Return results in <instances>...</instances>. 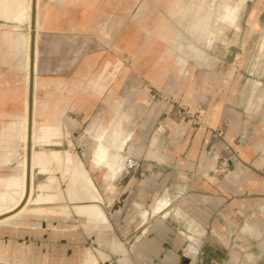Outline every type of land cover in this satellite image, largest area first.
Segmentation results:
<instances>
[{
    "label": "crops",
    "instance_id": "obj_1",
    "mask_svg": "<svg viewBox=\"0 0 264 264\" xmlns=\"http://www.w3.org/2000/svg\"><path fill=\"white\" fill-rule=\"evenodd\" d=\"M55 1L54 3L50 1L43 9L42 2L40 3L38 33L35 35L34 46V55L35 51L38 55L36 75L33 72V85L34 80L37 82L36 96L40 88H45V85L38 80V74L55 72L56 79L60 80L63 77L62 73L66 72L69 77L70 74L74 76L71 78L74 82L80 81L78 82L80 86L76 87V82L75 84L73 82L68 87L65 98L61 97L51 102L38 100L39 104L46 103L52 111V119L67 123L66 125L72 130V122H97L102 125L99 127L106 128L104 76L108 70L107 65L100 61L99 54L93 55L94 58L90 59L83 49L77 52L78 55H73L75 43L82 44L81 48L85 44L87 48L88 42V39L81 35H73V31L76 26L88 28L101 25V31L105 33L114 18L111 15L106 17L105 3L101 0ZM53 4H57L54 7L57 10L62 9L63 6L67 9L66 5H69L72 10L78 12L74 13L75 16L71 14L69 19L67 13L64 16L57 14L51 7ZM91 9H93L92 13H90ZM154 19L153 16L146 17L142 23L140 22L141 31L145 29L147 33L142 34L145 47L142 53L146 54L147 58L144 71L137 70V73L140 77L144 75V78L155 88L165 89L166 86L171 88L176 85L178 89L183 90L186 94L183 101L193 112L203 115L208 129L190 130L189 125L181 119L178 109L169 103L166 106L164 102L157 112L154 111L155 106L149 110L141 107L137 102L136 105H131L138 108L133 120L142 121L144 124L141 125L145 128L137 137L136 145H132L130 150L138 160L145 157L148 162L142 171L130 176H119L118 170H121L122 166L117 164L116 226L99 225L95 228L99 234L109 230L114 236L109 241L98 243V248H81L83 258L80 259L69 257L68 252L65 251L68 248H64V253L60 256L55 253L58 248L56 235L54 236L58 233L56 226H42L36 223L32 226L26 223L12 226L1 224L3 227L0 229V264H11V261L2 254L9 243L1 238L5 233L14 232L23 235L32 232L34 242L31 244L33 252L28 255L23 250L21 257L19 255L20 259L13 264H89V261L90 264H255L257 262L253 254L245 255V260L240 261V255L234 251L239 246L233 244V232L238 226L236 218L254 208L263 201L261 197H264V101L260 107H257L256 99L244 98V91L235 87L232 80L234 72L224 81L217 72L189 70L188 67L190 74L185 76V71H181L180 67L172 62L177 56L168 48L167 33L159 34L153 29L148 30L145 26ZM11 25L5 22L0 25V182L10 177L18 167L16 165L12 168L17 160L9 162L7 159L10 149L18 152L21 142L15 138L13 141L8 140L6 130L12 122L23 118L26 96V71L23 67L27 50L26 39L25 35L19 38L21 43L16 51L15 32L18 28L13 29ZM18 32L25 33L21 28ZM157 40L163 42L165 48L158 57L151 58L149 53ZM147 49L150 52L146 51ZM67 52L71 53L70 58H78L82 63H86V66L81 64L78 66L79 69L75 64H63L61 61L69 58ZM165 57H167L166 61ZM85 58L86 61L83 60ZM54 59L58 60V64L53 65ZM136 60L138 61L137 55ZM168 61L171 66H163ZM121 73H125L126 76L125 71ZM129 78L127 82L122 81L121 78L118 86L121 83L126 86L125 89H132L137 86L135 84L141 86L139 81L141 78ZM90 84H93L91 88H89ZM126 101L120 99L115 105L117 107L129 105ZM117 110L120 111L121 108ZM121 117V114L117 113V118L113 119L114 122L117 121V160L121 157L120 153L125 144L123 142L128 135L120 124ZM160 118H164L162 125L165 129L159 139L154 129ZM131 119L130 116L128 122ZM38 120L41 121L42 118ZM101 122L103 123L100 124ZM171 139L176 140L177 144L170 146ZM234 153L238 155L235 156ZM223 159L229 162L231 170L226 177L220 179L211 171L216 168L218 161ZM106 179L104 175L103 184L111 186L113 182ZM180 187H186V192L173 196V192ZM173 211H177L178 219L188 222L186 228L188 233L194 232L199 236L200 229L203 228L204 232L218 240L219 245L216 243L209 248L202 245L198 236L185 239L178 225L166 219ZM104 217L106 219L105 214ZM190 221L194 225L190 226ZM247 224L249 228L246 226L242 231L245 233L248 229L253 232L259 231L261 239L256 248L264 252V232L260 231L257 225ZM43 234L49 235V241H43ZM187 240L196 247L197 251L193 257L187 253ZM241 247L244 249V246ZM245 248L249 250L251 246ZM219 250L226 252L225 260H220ZM261 264H264V261Z\"/></svg>",
    "mask_w": 264,
    "mask_h": 264
},
{
    "label": "rangeland",
    "instance_id": "obj_2",
    "mask_svg": "<svg viewBox=\"0 0 264 264\" xmlns=\"http://www.w3.org/2000/svg\"><path fill=\"white\" fill-rule=\"evenodd\" d=\"M24 1L28 2L29 0ZM36 1L42 2V9L45 8L50 1L53 3L56 2L55 0H35V2ZM101 2L105 3L106 17L111 15L114 18L113 22L110 24V27L106 29L105 33L101 31V25H95L94 27L90 26L88 28L76 26L73 35H81L87 38L88 42L87 48L85 44H83L81 48L82 44L75 43L72 53L76 55L77 52L83 49L85 54L88 53L86 56L90 57V59H93L95 55L99 54L100 61L105 62L104 64L107 65L108 70L104 76L106 81V90L104 94V102L106 105L105 117L107 119L104 126L106 125L105 127L109 128L114 124L113 119L117 118V113L119 115L121 114L120 124L123 129H126V134H128L123 142L125 144L124 149L120 153L121 157L117 160V121L115 123L114 132H110V135L107 136L105 140L103 139L105 146L108 147V152H106V159H103L104 163L100 167L96 166L94 163L93 150L96 149V141L91 134L97 129L99 130L101 128L99 126L102 125H99L97 122H72V130V128L66 125L67 123L61 122L60 124L61 127L64 128L62 129L64 130L62 144L67 145V147L69 146L68 151L72 155L80 158L94 181L98 193L101 196L102 203H99V205L106 219L94 221L75 214L72 209L74 205L86 206L87 203H70L71 201L69 200L73 194L70 193V191L74 184L72 180L69 179L72 171L71 168L66 169V166L62 163L59 167L48 166L47 173L43 174L41 178L43 181H47V176L54 179L52 187L48 189V193L58 197L57 199L54 198L55 204L44 203L41 206L44 207L42 214L26 213L22 218L4 224L5 226H12L17 223H26L32 226V224L36 223L42 226H56L58 228V233L54 234V236L56 235L58 248L55 250V253L60 256L64 253L63 251L68 248L65 251L68 252L69 257L74 256V258L78 257L80 259L83 258L81 255V248H98V243L109 241V239L114 236L109 230L99 234L95 228L99 225L104 227L116 226L117 166L120 164L122 166V169L118 170L120 173L118 174L119 176H130L142 171L145 168V164L148 162L145 160V157L142 158V160H138L132 153V150H130L132 145H136L137 137L141 135L145 128V126L142 127L141 125L144 124L142 121L135 122L133 120V115L138 112L136 111L138 108L131 105H136L137 102L141 107L149 110L155 106L154 111L157 112L160 106H163L164 102L166 106L167 103H169L171 106L178 109L181 119L189 125L190 130L208 129V124L203 115L193 112L183 101L186 97L183 90L180 88L178 89L176 85L172 86L174 88L168 86H166L165 89L155 88L144 78V75L140 77L139 73H137V70L144 71L146 67L145 60L147 55L142 53V49L145 50L144 37L142 34L146 33V31L145 29H143V31L140 29V24L146 17L153 16L155 18L153 22H149L145 25L148 30L151 31L153 29L159 34L167 33L166 35H168L169 39L168 48L173 55L177 56L172 62L177 64V67L179 66L181 71H185V76L190 74L187 70L188 67H190L189 70L194 69L196 71L217 72L224 81L228 79L229 74L232 76L234 72L232 80L235 83V87H239L244 91V98L256 99L258 104L257 107H260L264 101V48L262 51H259L261 50V41L264 38V0H101ZM56 6L57 4L51 5L52 9H54L57 14L60 13V15L64 16L65 13H67L69 19L71 18V14L78 12L77 10H72L69 5H66V7H68L67 9L63 6V8L59 10L54 8ZM92 12L93 9L90 10V13ZM225 13L229 14V19H223L221 17L219 19L218 15H223ZM3 23L4 22L0 20V25ZM11 27L13 29L21 28L23 32L27 33L18 32V29L17 32L25 36L29 33V27L26 23L19 27L14 25H11ZM167 28L168 31H166ZM227 45L237 47L241 50L240 53L236 54L233 64H229L226 61L227 51L225 48ZM164 48V43L157 40L152 45L151 53H149L150 57H158ZM146 51H149V49ZM67 53L69 58L66 60L63 58V60L66 61H61L63 64H75L77 67L81 64L84 65V67L86 66V63H82V60L75 57L70 58L72 56L71 53ZM136 55L138 56V61L136 60ZM166 58L167 57L164 58L165 61L167 60ZM83 60L86 61V58ZM57 61L58 60L54 59L53 65L58 64ZM163 66H171L170 61L164 63ZM122 71L126 72V76L124 75L125 73H121ZM62 74L61 76L63 77H61L62 79L60 80L56 79L55 72L45 75L38 74V80L41 84L45 85V88H40L37 92V96V82L34 80V86H36V111L39 110L44 112L45 109V114L41 116L42 120L40 121L37 119V126H40L44 122V117L49 116L48 114H52L50 107L46 103H42V105L39 104V101L51 102L61 97L65 98L68 87L74 82L71 80V78L74 77L72 74H70V77L66 72ZM129 77L141 78L140 80L138 79L141 81V86L135 84L138 87L136 86L132 89H125L126 86L122 83L118 86V81H120L121 78L122 81L127 82L130 79ZM75 82L76 87H79L80 83L78 82L80 81ZM92 86L93 84H90L89 88ZM120 99L127 100L126 102H128L129 105L117 107L115 104H117V101ZM120 108V111L117 110ZM130 116L132 119L128 122ZM163 120L164 118H160L154 129V133L159 139L162 137L165 129L162 125ZM88 126L91 127V129H88ZM112 134L114 135L113 137ZM128 136H130V138H128ZM19 142H21V146L16 157L20 162L25 156V148L22 141L19 140ZM176 142V140L171 139L169 145H175L177 144ZM37 149H42L48 153L49 151L58 150L57 146L52 144H37ZM234 154L235 156L238 155L237 153ZM16 162L17 161L14 162L12 168L16 167ZM165 168L168 169L166 165ZM230 170L229 162L223 159L218 161L216 168L212 169L211 173L222 179L230 173ZM20 172V168L17 167L10 177L18 176ZM104 175L107 178L106 180H111V182H113L111 186L103 184L102 179ZM114 184H116V186ZM185 192L186 187H180L173 192V196L182 195ZM15 196L17 195H14V197ZM261 198H263V201H260L251 210L244 212L243 216L236 218L238 226L234 228L233 244L239 246L235 248L234 251L240 255V261L245 260L244 257L247 254L256 256L257 262L255 264H261L264 261V252L256 248V245L261 239V233L257 230L253 232L249 229L247 233L242 231V228L249 225L247 223H250L251 225H257L260 231L264 232V197ZM51 208L54 209L52 210ZM64 209L70 210H68L66 215L58 214L62 213ZM51 210H55V213L51 212ZM48 211H50V214ZM56 211H58V213ZM176 212L177 211H173L171 214L169 213L166 219L178 225L184 233L183 236L185 239H188V237L197 238L198 235L196 233H188L186 231L188 222H184L181 218L178 219ZM179 222H182V224H179ZM1 227H3V225H0V229ZM247 228L249 227L247 226ZM200 231L201 233L198 238L202 245L204 244L209 248L216 243V245H219L218 240L209 233L204 232L203 228H201ZM42 237L43 241H49L50 237L48 234H43ZM1 240L9 243L2 254L11 261V264L14 262L17 263V260L20 259L19 255L21 257L23 250V252L28 255L33 252V246L31 244L34 242V234L32 232H27L25 235L16 232L9 234L5 233ZM241 246H244V249ZM246 246H251V248L246 250ZM18 249L20 250L18 251ZM220 251L221 250L218 252L220 254V260H225L226 252L222 250L223 254Z\"/></svg>",
    "mask_w": 264,
    "mask_h": 264
},
{
    "label": "bare ground",
    "instance_id": "obj_3",
    "mask_svg": "<svg viewBox=\"0 0 264 264\" xmlns=\"http://www.w3.org/2000/svg\"><path fill=\"white\" fill-rule=\"evenodd\" d=\"M34 4H35L34 5L35 12L33 17L32 0H29L28 2H25L24 0H0L1 21L8 24H12L16 27H19L22 24L26 23L29 27V33L27 36H25L26 39L25 43L27 50L25 54V63L23 66L26 71V75H25L26 96L24 100V112H23L24 115L20 121L12 122L7 127L6 130L7 131L6 136L8 140L13 141V139L15 138L18 141L19 140L22 141L25 148V156L23 160L19 162L16 157L17 154L16 151L10 149V152L8 154L7 160L9 162L11 160H17L18 162L17 165L20 168L21 172L20 175L18 176L8 177L6 180L0 182L1 183L0 184V208H1L0 225L8 223L12 220L20 219L26 213L42 214V212L44 211L43 209L44 207L41 206L44 203L45 204L54 203V198L57 199L58 197L50 195L48 193V189L52 187L54 179L50 178V176H47L46 179L47 181H43L41 180V178L43 174L47 173L48 166L59 167L61 166L62 163L64 164V166H66V169L71 168L72 171L71 175L69 176V179L72 180V183L74 184L72 185L70 191V193H73L69 200L71 201L70 203L73 204L81 203V202L87 203L86 206L74 205L72 209L74 210L75 214L79 216H83L87 219L96 218V219L105 220L104 213L99 205V203H102L101 196L98 193L94 181L90 177L89 173L87 172L80 158L72 155L68 151L67 145L62 144V138L64 134L60 122H58L57 120H53L52 119L53 115L48 114L49 116L44 117V122L40 126H37L36 122L38 116L39 118L43 116L45 114L44 113L45 109L44 112H41L39 110L36 111V102H35L36 86L34 85H33L34 88H33V97H32V119L31 122L29 121V102H30L29 87H30V76H31L30 53H31V35H32L31 32H34V46H35L36 45L35 35L38 31V18L40 15V1L38 2L36 1ZM228 15H229L228 13H225L223 15L219 14L218 16L219 19L220 17L223 19H229ZM15 34H16L15 49L16 51H18V47L21 43L19 38H21L23 34L22 33L18 34L17 32H15ZM261 42H262V44L260 45L261 50L259 51H262L264 48V38L262 39ZM37 57L38 55L37 52L35 51V55L33 57V67H32V72H34V75H36L37 72L36 70ZM115 123L116 122H114V124L111 125L109 128L101 127L99 130L97 129L95 133L91 134L96 141V149L93 151V153H94V163L98 167L102 166V164L104 163L103 159L106 157V152H108L103 139L105 140L106 137L110 135L109 134L110 132L111 133L114 132ZM29 128L31 129L30 136H29ZM113 136L114 135L112 134V137ZM29 139H30V156L28 159ZM37 144L56 145L58 150L49 151L48 153L47 151H43L42 149L41 150L37 149ZM27 181H28V187H27ZM14 195H17L15 196L16 198L14 197ZM52 210L51 212L55 211ZM68 210L64 209L62 210V213H58V211L56 212L61 215H66ZM48 212L50 214V211ZM192 225L194 224L192 221H190V226ZM186 250L188 255L192 257L195 256L197 251L196 247L190 242V240L186 241ZM90 263L91 262L89 261V264Z\"/></svg>",
    "mask_w": 264,
    "mask_h": 264
},
{
    "label": "water",
    "instance_id": "obj_4",
    "mask_svg": "<svg viewBox=\"0 0 264 264\" xmlns=\"http://www.w3.org/2000/svg\"><path fill=\"white\" fill-rule=\"evenodd\" d=\"M35 0H33V17H34V10H35ZM34 26V25H33ZM226 51H227V55H226V61L229 64H233L234 60H235V56L237 53H240V50L237 47L231 46V45H227L226 46ZM33 56H34V32H32L31 35V53H30V57H31V64H30V72H31V76H30V91H29V121L31 122L32 119V97H33V72H32V67H33ZM31 126V125H30ZM29 126V127H30ZM31 128V127H30ZM29 128V136H30V129ZM30 156V139H29V143H28V159ZM27 187H28V181H27Z\"/></svg>",
    "mask_w": 264,
    "mask_h": 264
}]
</instances>
